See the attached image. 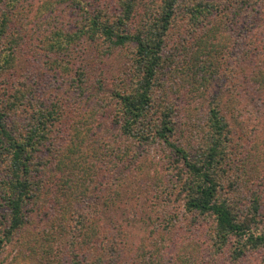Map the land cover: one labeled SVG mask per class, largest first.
I'll return each mask as SVG.
<instances>
[{
  "label": "trees",
  "instance_id": "trees-1",
  "mask_svg": "<svg viewBox=\"0 0 264 264\" xmlns=\"http://www.w3.org/2000/svg\"><path fill=\"white\" fill-rule=\"evenodd\" d=\"M168 73L189 81L181 107ZM263 148L264 0H0V264L19 247L36 264H192L178 253L199 234L207 263L264 258V172L246 180ZM128 178L153 207L144 250L119 212Z\"/></svg>",
  "mask_w": 264,
  "mask_h": 264
},
{
  "label": "rangeland",
  "instance_id": "rangeland-1",
  "mask_svg": "<svg viewBox=\"0 0 264 264\" xmlns=\"http://www.w3.org/2000/svg\"><path fill=\"white\" fill-rule=\"evenodd\" d=\"M108 1V0H106ZM89 49L92 48V45H90L88 47ZM165 58L164 60H166L167 56L170 55L172 56V54L167 50L165 51ZM130 53L128 52V50H114L111 52V54L102 62L101 68H99V70L101 71V73H99L98 69L96 70V75H98L99 78L104 77V73L106 77H110V73L115 72L118 70V66L121 64L125 65V62H128V60L131 59V56H129ZM130 57V58H129ZM41 65V62L39 63ZM169 72V71H166ZM44 73V72H43ZM45 74V73H44ZM187 78V77H186ZM163 82L165 83V91H166V95L173 100V103L178 106L181 107L184 103H185V94L187 93V90L189 88H191L188 84L189 81L185 79L184 75H180V74H175V73H168V75H166L163 78ZM247 84V83H246ZM248 89V87H245ZM62 91L64 92L65 90L62 89ZM65 94V92H64ZM254 95V94H253ZM252 96V95H251ZM255 98V96H254ZM254 100L251 101V104H253ZM195 103L193 104H187V108L191 109V113L194 114V108ZM184 107V106H183ZM249 113V112H247ZM244 115H247L246 113H243ZM248 118V116H247ZM250 119H252V117L249 116ZM255 123V122H253ZM149 151H147V155H149L146 157L149 159L146 163H145V167L144 170H142V176H144V174L146 173H152L153 169H154V162H156V160L154 159L155 153L153 150V148H149ZM157 154V153H156ZM250 154V158L249 161H247L246 163V168H247V174H246V180H248L249 182H253L254 184L259 181L258 179V174L262 175V172H264V160L259 159V155L264 157V148L261 149V152L259 154V151L256 152L253 149H251L249 151ZM132 177L134 178V180L136 181L138 179V176L136 173L132 174ZM146 180V177H143V181ZM134 181V183H135ZM131 179H127L124 184L122 185V187L120 188V210L119 212L122 213V215L127 216L130 214V209L134 208L136 215H134V222H133V226H132V240L135 241L134 245H136L135 247H138L139 250L142 249H147V248H151L152 245H154L157 241V239H155L154 237H151V235L148 237V234L151 231L152 228V224L151 221H148L146 219V214H151L147 208L144 207L143 203L149 204V195L144 192L143 190H138L140 189L138 187V185H135ZM131 187H133L132 189H130ZM135 196L138 197V199L135 198ZM52 199V198H51ZM165 195H163V198H160V200H158L157 202H162V204H164L163 202L165 201ZM172 199V197L170 198ZM264 199V197H263ZM53 200V199H52ZM52 200L51 203H49L47 205L46 202H44L45 205V211L42 210V214L45 217V213L46 212L48 215L52 213ZM156 202V203H157ZM118 203V204H119ZM151 203V202H150ZM43 204V202L41 203ZM150 205V204H149ZM152 207V204L150 205ZM43 207V206H42ZM174 207V206H173ZM179 209L181 210V206L177 205L175 206L173 209L175 210ZM153 209V207H152ZM172 210V208H171ZM131 215V214H130ZM151 220H154V216H151ZM264 224V219L263 222ZM261 224V225H263ZM44 223L39 222L38 219H36V224H34L32 227H30L31 230L35 229V227H43ZM176 231L172 230L169 233L163 235L164 238V246L166 247L167 251L169 253H174L176 252L175 248H174V243L177 241V237L175 236ZM198 239V241H204L202 234H199L197 236V238H195V240ZM145 240V241H142ZM191 241L188 243L187 248L186 249H181L178 253L179 256H185L186 259H191L192 264H212V261L210 260L208 263L203 261V259L196 258V256H203L205 255V253L202 254V247L198 246V244ZM142 242V243H141ZM141 243V244H140ZM158 243V242H157ZM159 244V243H158ZM157 245V244H156ZM206 246H204L205 249ZM21 250L23 253V258L19 257L17 261H14V264H36L33 260V258L28 255V249L27 248H23V247H19L17 251ZM16 251V252H17ZM15 252V251H14ZM18 253V252H17ZM15 254V253H14ZM209 258V257H207ZM216 264H218L216 262ZM238 264H264V258L262 257L261 254L258 255H249L247 254L246 256H244L243 259H241V261Z\"/></svg>",
  "mask_w": 264,
  "mask_h": 264
}]
</instances>
